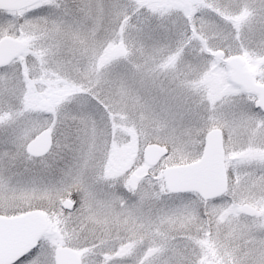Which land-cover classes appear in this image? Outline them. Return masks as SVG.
Instances as JSON below:
<instances>
[{"label":"snow or ice","instance_id":"6c2138e0","mask_svg":"<svg viewBox=\"0 0 264 264\" xmlns=\"http://www.w3.org/2000/svg\"><path fill=\"white\" fill-rule=\"evenodd\" d=\"M0 264H264V0H0Z\"/></svg>","mask_w":264,"mask_h":264}]
</instances>
